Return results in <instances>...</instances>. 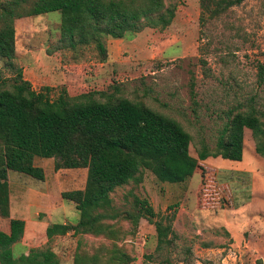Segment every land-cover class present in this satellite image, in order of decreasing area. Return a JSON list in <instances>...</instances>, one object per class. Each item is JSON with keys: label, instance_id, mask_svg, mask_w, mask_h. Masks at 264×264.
<instances>
[{"label": "rangeland", "instance_id": "374dc122", "mask_svg": "<svg viewBox=\"0 0 264 264\" xmlns=\"http://www.w3.org/2000/svg\"><path fill=\"white\" fill-rule=\"evenodd\" d=\"M162 1L175 6L167 27L143 28L122 39L103 37L104 57L91 44L65 46L58 12L0 21V32H11L8 61L32 90L50 88L51 99L62 89L70 98H122L173 119L189 134L187 150L195 158L200 142L213 148L228 110L254 95L255 107L264 111V82H255L256 64L264 65V0H244L203 24L199 0ZM253 146L243 129L239 162L198 161L192 177L180 184L160 183L142 171L139 183L115 188L108 195L119 214L108 222L116 230L113 239L70 233L46 239L47 225L76 221L73 203L60 194L81 190L86 170L54 171L52 159L34 158L43 181L7 173L8 214L0 217V229L9 220H23L13 257L48 248L58 264H72L75 253L104 257L112 246L128 259L122 264H264V160ZM136 200H144L156 216L150 222L138 218L133 226L121 215L136 213ZM158 216L171 219L173 237L156 252L152 222ZM231 218L244 222L226 226Z\"/></svg>", "mask_w": 264, "mask_h": 264}, {"label": "trees", "instance_id": "16d2710c", "mask_svg": "<svg viewBox=\"0 0 264 264\" xmlns=\"http://www.w3.org/2000/svg\"><path fill=\"white\" fill-rule=\"evenodd\" d=\"M244 0H199V23L203 24ZM175 6L162 0H0V21L59 13V40L67 47L93 45L101 57V39H122L143 28L164 29L173 18ZM11 32H0V217H7L6 176L14 172L43 181V172L33 166L34 158L52 159L53 170L85 169L81 190L60 194L73 203L77 219L72 224L46 226L47 240L54 236L86 234L113 239L109 221L119 214L110 207L109 193L128 182L139 183L148 171L160 183L180 184L194 174L198 161L216 158L239 162L242 131L250 132L254 152L264 160V111L249 96L235 109L224 113L213 148L199 143L196 157L188 154L190 136L171 118L122 98L103 101L82 95L70 98L62 89L51 99L50 88L32 90L21 70L11 60ZM7 61V62H6ZM6 62V63H5ZM255 82H264V65L255 66ZM136 213H124L133 226L138 218L149 222L156 215L144 200L135 201ZM155 251L170 244L171 219L158 216L152 222ZM24 222L12 219L0 229V264H58L48 248L30 249L17 258L11 247L22 237ZM170 237V238H169ZM126 256L111 247L104 257L94 253H75L72 264H122ZM167 264V262H165Z\"/></svg>", "mask_w": 264, "mask_h": 264}, {"label": "crops", "instance_id": "0c3cea01", "mask_svg": "<svg viewBox=\"0 0 264 264\" xmlns=\"http://www.w3.org/2000/svg\"><path fill=\"white\" fill-rule=\"evenodd\" d=\"M21 220V219H20ZM238 220V219H237ZM237 220H233L232 218L231 219H226L224 222H225V225L226 226H230V225H232L231 227H234L235 226V224L237 225V226H240L241 224H243V222H244V220L243 219H240L239 221H238V224L235 222V221H237ZM23 221V220H22ZM24 222V221H23ZM230 230H232L231 228H230Z\"/></svg>", "mask_w": 264, "mask_h": 264}]
</instances>
